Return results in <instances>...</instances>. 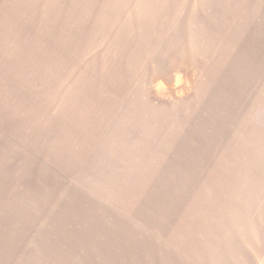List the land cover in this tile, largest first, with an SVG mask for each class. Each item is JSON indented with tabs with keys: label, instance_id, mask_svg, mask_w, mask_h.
<instances>
[{
	"label": "rangeland",
	"instance_id": "1",
	"mask_svg": "<svg viewBox=\"0 0 264 264\" xmlns=\"http://www.w3.org/2000/svg\"><path fill=\"white\" fill-rule=\"evenodd\" d=\"M0 264H264V0H0Z\"/></svg>",
	"mask_w": 264,
	"mask_h": 264
}]
</instances>
